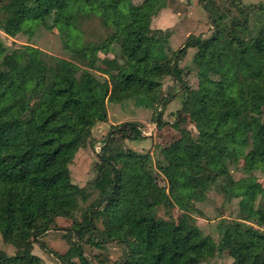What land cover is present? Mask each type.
Segmentation results:
<instances>
[{"label": "trees", "instance_id": "trees-1", "mask_svg": "<svg viewBox=\"0 0 264 264\" xmlns=\"http://www.w3.org/2000/svg\"><path fill=\"white\" fill-rule=\"evenodd\" d=\"M136 1L0 0L1 30L30 33L52 20L49 27L76 56L72 61L34 45L10 48L0 41V237L16 249L11 254L0 248V264L40 260L33 254L35 243L46 248L40 238L57 229L59 217H73L79 208V186L70 166L92 128L108 120L107 102L135 97L139 106L157 109L160 122L158 106L175 97H160L162 79L173 75L185 83L179 63L191 47L197 48L193 64L199 87L188 92L183 111L199 134L183 129L182 137L164 149L166 164L160 167L171 175L170 189L153 176L139 175L148 154L114 146L117 140L141 137L138 124L112 126L96 164L100 199L72 231L79 237L92 233L97 245L124 244L118 264H202L223 249L234 257L231 264H264L258 262L264 230L251 223L235 220L218 243L197 225L158 216L159 207L187 209L204 200L219 178L231 175L228 159L244 156L245 168L264 167V2L233 0L237 11L228 13L213 11L202 0L212 18V35H190L173 49L171 32L152 27L165 0ZM96 23L110 31L98 35ZM114 43L121 45L126 63L117 78L101 80L93 70ZM173 165L183 169L185 186L174 179ZM236 188L251 202L264 191L254 175L223 191L230 197ZM251 216L264 226V209ZM101 217L102 230L96 223ZM51 253L65 260L66 255ZM68 254V264H77L73 256L80 264H94L81 245Z\"/></svg>", "mask_w": 264, "mask_h": 264}, {"label": "rangeland", "instance_id": "rangeland-1", "mask_svg": "<svg viewBox=\"0 0 264 264\" xmlns=\"http://www.w3.org/2000/svg\"><path fill=\"white\" fill-rule=\"evenodd\" d=\"M210 2L212 10H224L225 12H236L233 0H205ZM244 5L263 3L264 0H241ZM142 0L136 1L141 3ZM165 6L154 17L152 27L171 32L170 45L173 49L179 48L190 35H203L209 37L214 31L212 18L204 9L202 0H165ZM62 17L59 11L54 13L55 20ZM54 21L49 22V26ZM46 25H40L30 33L19 32L9 35L0 29V41L3 45L10 48L24 44L34 45L45 51L49 55L75 60L76 56L64 47L63 41L56 31ZM98 35L107 34L110 30L102 27L99 23L95 24ZM160 37H164L162 34ZM197 54V48L191 47L181 61L183 69L182 77L184 84L178 82L173 75H168L162 79L160 97L167 98L172 95L175 97L167 104L158 106L161 113V121L155 116V108L139 106L135 97H129L122 101L107 102L108 120L98 122L93 128L91 135L86 139L83 147L78 151L74 162L71 164L72 180L79 186V208L73 217H59L57 229H51L44 234L40 243H35L33 254L40 260L33 264H68L70 255L68 252L74 245H81L86 256L94 264H118L124 254L125 245L117 241H109L97 245L91 239V234L86 233L83 237L75 235L72 228L77 222H84L85 214L89 208L100 199V194L94 186V181L98 175L96 164L100 161L99 154L106 141L111 139L112 126L120 125L125 122L138 124L141 137H126L117 140L114 146L125 151L131 150L142 154H148L149 158L139 169L138 173L142 178L153 176L157 182L170 189L171 175L160 167L166 164L164 149L180 139L183 135L182 130L188 129L198 137L199 131L195 122L188 113L183 111L189 91L199 87L198 71L193 64V58ZM103 62L98 70L93 72L101 80H112L117 78L120 68L126 63L121 45L114 43L112 52L102 54ZM18 86H12L14 90ZM118 136V135H116ZM251 146L243 149V153L249 152ZM230 176L221 177L218 185L211 187L207 191V197L202 201L192 202L187 209H180L176 204L168 208L159 207L158 216L160 218H170L172 216L177 222L188 221L199 226L205 234L212 236L220 243L226 230L235 220L246 221L264 230V226L257 224V220L252 217V213L259 214L264 209V191L259 193L257 199L251 202L244 194L243 189L236 188L230 193L223 191V188L230 186L234 181L254 175L264 187V167L258 166L255 169L244 167V156L238 159H228L227 161ZM173 177L181 186L187 183V177L183 169L173 165ZM102 217L96 221L100 230L103 229ZM93 236V235H92ZM95 239V238H94ZM0 248L15 254L16 249L7 246L0 237ZM51 251H56L66 255L65 260H60ZM234 257L229 249L219 251L212 259L202 264H231ZM264 260V253L258 262ZM72 261L80 264L77 256L72 257Z\"/></svg>", "mask_w": 264, "mask_h": 264}]
</instances>
